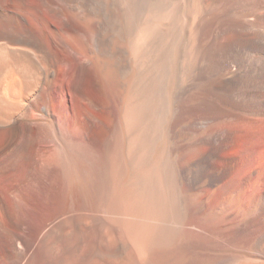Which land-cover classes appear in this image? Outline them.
I'll use <instances>...</instances> for the list:
<instances>
[{"label":"bare ground","instance_id":"1","mask_svg":"<svg viewBox=\"0 0 264 264\" xmlns=\"http://www.w3.org/2000/svg\"><path fill=\"white\" fill-rule=\"evenodd\" d=\"M0 264H264V0H0Z\"/></svg>","mask_w":264,"mask_h":264},{"label":"rangeland","instance_id":"2","mask_svg":"<svg viewBox=\"0 0 264 264\" xmlns=\"http://www.w3.org/2000/svg\"><path fill=\"white\" fill-rule=\"evenodd\" d=\"M262 160V159H261Z\"/></svg>","mask_w":264,"mask_h":264}]
</instances>
